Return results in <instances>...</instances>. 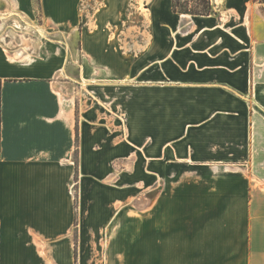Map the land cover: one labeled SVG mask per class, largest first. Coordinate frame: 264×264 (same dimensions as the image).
I'll use <instances>...</instances> for the list:
<instances>
[{
	"label": "crops",
	"instance_id": "1",
	"mask_svg": "<svg viewBox=\"0 0 264 264\" xmlns=\"http://www.w3.org/2000/svg\"><path fill=\"white\" fill-rule=\"evenodd\" d=\"M11 2L43 26L0 40V264H264V0H167L161 53Z\"/></svg>",
	"mask_w": 264,
	"mask_h": 264
},
{
	"label": "rangeland",
	"instance_id": "2",
	"mask_svg": "<svg viewBox=\"0 0 264 264\" xmlns=\"http://www.w3.org/2000/svg\"><path fill=\"white\" fill-rule=\"evenodd\" d=\"M11 1L0 0V40L11 52L19 49L24 51L25 49L21 45L23 44V39L29 40L36 38L38 34L36 33L37 28L43 26L42 15L37 8L36 18H28L26 14L19 12V9H15ZM166 1L124 0L125 4H122L123 0H120V4L117 6L122 4V8L118 14L116 11L113 12L112 8H109L107 2L104 3L103 0H85L87 11L81 18L80 27L88 29L90 33L96 31L99 33V36H102V32L104 36H108L107 33L110 32V39L112 41L125 39L126 45L129 46V42L132 46L135 44L137 48L136 52L139 53L151 45V42L157 41L156 35H158L157 38L164 37V30H161V24L164 19L157 17L156 10L159 12L160 9H164ZM36 3L37 7H39V0H36ZM102 9L105 10L104 13L101 12ZM133 13L135 14V18H133ZM98 18L99 20H97ZM123 19L127 21L124 28L125 33H113L114 28L116 31L119 30L116 29L115 25L122 23ZM23 35L24 37H22ZM68 40L71 44L72 57L74 60H78L80 54V36L73 35ZM157 42L154 45L156 46L157 44V51L161 53L164 51V43L161 44V41ZM128 52L133 53L132 50ZM142 191L133 203L144 210L148 208L150 202L149 187L143 185Z\"/></svg>",
	"mask_w": 264,
	"mask_h": 264
},
{
	"label": "trees",
	"instance_id": "3",
	"mask_svg": "<svg viewBox=\"0 0 264 264\" xmlns=\"http://www.w3.org/2000/svg\"><path fill=\"white\" fill-rule=\"evenodd\" d=\"M172 10L180 14L210 15L213 5L212 0H172Z\"/></svg>",
	"mask_w": 264,
	"mask_h": 264
},
{
	"label": "bare ground",
	"instance_id": "4",
	"mask_svg": "<svg viewBox=\"0 0 264 264\" xmlns=\"http://www.w3.org/2000/svg\"><path fill=\"white\" fill-rule=\"evenodd\" d=\"M25 44H27V43H25ZM25 44H24V45H25ZM24 45H23V46H24Z\"/></svg>",
	"mask_w": 264,
	"mask_h": 264
}]
</instances>
